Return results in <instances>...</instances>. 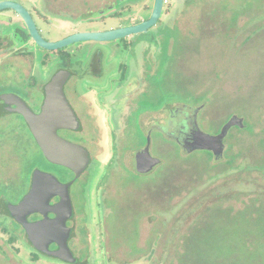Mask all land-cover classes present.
I'll return each mask as SVG.
<instances>
[{
	"label": "rangeland",
	"instance_id": "rangeland-1",
	"mask_svg": "<svg viewBox=\"0 0 264 264\" xmlns=\"http://www.w3.org/2000/svg\"><path fill=\"white\" fill-rule=\"evenodd\" d=\"M16 1L32 10L40 9L42 2ZM114 1L43 0L50 12L72 18L43 12L42 8L44 16L34 11L37 20L32 17L42 38L55 41L74 30L127 25V18L101 17L115 11L101 12ZM152 2L129 1L124 7L127 17L133 23L147 17ZM165 2V20L161 18L151 28L157 38L153 78L144 73V66L149 67L141 54L148 44L144 34L78 47L79 60L81 54L85 60L80 61L81 67L89 63L93 48H98L102 50L98 51L102 54L99 65L107 69L99 82L82 77L84 80L76 84L77 92L91 89L104 100L103 91L118 88L133 72L143 73L146 83L140 82L137 92L134 85L122 91L129 98L128 105L134 106L125 119L124 131L113 129V120L109 122L106 115L98 118L84 102L81 134L72 137L83 138L93 161L72 193L78 216L73 252L80 264H264V0ZM209 10L214 12L207 15ZM85 18L93 22H84ZM131 40L138 53L125 48ZM28 48L37 55L30 80L1 63L4 58L0 55V93L12 90L24 95L30 90V81L43 83L53 77L58 67L53 51L32 43ZM16 60L24 68L31 55ZM120 64L126 68L123 75ZM123 104L115 107L117 112ZM153 104L156 109L171 106L157 110L151 122L144 124L164 126L176 117L170 110L181 111L182 104L200 109L196 124L205 135L219 133L233 116L242 120L243 128L227 131L219 162L207 151L183 153L158 128L144 144L138 117ZM16 124L14 117L0 123V142L4 143L0 146V178L9 181L14 190V198L8 202H15L26 191L30 176L25 170L30 163L56 177L64 173L47 164L22 132L15 129L18 134L14 137ZM143 145L158 163L140 174L134 170L133 157ZM0 221L18 229L9 219ZM6 238L0 230V264H29L27 242L20 238L10 251ZM164 243L165 248H159ZM38 260L40 264H70L41 254Z\"/></svg>",
	"mask_w": 264,
	"mask_h": 264
},
{
	"label": "flooded vegetation",
	"instance_id": "flooded-vegetation-1",
	"mask_svg": "<svg viewBox=\"0 0 264 264\" xmlns=\"http://www.w3.org/2000/svg\"><path fill=\"white\" fill-rule=\"evenodd\" d=\"M1 1H12L14 3L21 5L29 13L30 17L32 18V20L36 26V29H37L39 35L41 36L40 30L37 28V25H36L32 16H34L37 20V17L35 16L34 11L36 13L38 12V14L44 16L41 13V8L43 9V12L44 11L50 12L49 10L46 9V5L43 2V0L41 2L40 9L35 7L36 9H33V10L27 9L22 3H20L19 1H16V0H0V2ZM129 1L134 2V1H138V0H115L111 5H108L106 7V9H105L106 11L100 10L102 13H105V12H109L110 10H112L114 8L115 11L114 10L110 11L112 13H110L109 15L101 16V17L107 16L108 18H111L113 16L112 17L113 19H114V17H117L118 20L127 18L128 19L127 25H124V26L119 25L116 27L100 28V29H96V30H86V31H78V32H76V30H74L73 32H70L69 34H67L65 36H61L59 39H57L55 41H46L45 39L42 38V36H41V38L46 42H57L61 39H64V38H66L70 35L76 34V33L103 32V31L118 29L121 27H129V26L138 25V24L148 20L151 17L153 7H154V0L152 2V5L150 6V8L148 10V13H149L148 16L145 18L140 17V19L136 23H133L131 21V19H132L131 17L130 18L127 17L128 12H127V10L124 9V7L126 6V4ZM164 1L165 0H163L161 14H160V17H159L157 23L161 21V18H163L165 20L167 6H166V3H164ZM116 10H118V11L116 12ZM50 13H54V12H50ZM10 14H12V15H10ZM54 14L55 15H65V17H70L67 14H63L62 12L54 13ZM207 15H209V14H207ZM70 18H72V17H70ZM88 20H90V21H88ZM84 22H93V21L90 18H85ZM67 23H69V25L75 24V23L71 24L70 22H67ZM8 27H12L13 28L12 31L9 30L10 28L6 30V28H8ZM151 28L148 29L145 33H141V34L146 35V37L144 36V39H145L144 41H146L148 43L141 50V54H142V57L144 58V62L148 61V66H149L148 68H146L144 66V73L147 72L148 77L153 78V72L155 71V64H156L154 54H155L156 48H157V45H156L157 38L153 37V35L151 33ZM128 37H130V36H128ZM123 39L124 38H122L121 40H123ZM89 42H91V41H89ZM29 43L35 44V42L30 37L29 31H28L25 23L22 21V19L12 10L0 11V55H3V58H4L3 59L4 61H2L1 63L5 62L6 64L11 66L12 68L21 72V74L25 76V79H28V80H30V78H28V75L31 74V70L33 68L32 63L34 60H36V57H37L35 52L28 48ZM81 43H86V42L74 43V44H77V46H75L73 48H71L70 46H72L74 44H71V45H68L64 48L53 51L52 56L54 57V59L56 58L55 60L58 61V63H57L58 67H57L56 71L54 72L53 76L56 73H58L59 71L68 72V74H69L68 78L65 80V82L62 85V92H63V96H64L66 102L68 103L69 107L71 108L72 112L74 113V115L77 119V122L79 124V127L77 130L59 129L57 131V135L60 138L66 140L72 144H75V145L82 147L88 153L89 161H88L86 168L81 172V174L78 177H75V174L72 171H70L64 167L57 166V165H53V166L58 167L59 169L62 170V172H64L63 175H61L62 177L61 176L56 177L50 173L41 171L43 173H47V174H50L51 176H53L60 184L68 185V197H69L70 205H71V216H70V218H68L65 225L68 229H70V235H69V238L67 240V247L70 250V252L72 253L73 257L76 259V262L74 264H80L81 260L79 261V259L77 257H75V254L73 252V250H76L75 244L73 241L74 235H75L74 224H76L78 216L76 215L74 208H73L72 193H74V191L77 190L76 184L80 181V179L83 177V175H85L91 161H93L91 152L88 149V147L85 145L83 138L82 139H79V138L75 139L72 137L74 135L81 134V131L83 128L82 117H83V114H85V112L83 111L84 106H85L84 102H88L90 104V107H92L94 109L93 113L94 112L97 113L98 118H100L99 115H106V117H108L107 119L109 120V122L111 120H113L115 122V126H113L110 123L112 125L113 129L118 130L121 128L124 131L125 130V128H124L125 119L132 112L134 106L131 107L128 105L129 98L122 91L124 89H126L127 87H131L132 85H134V88L137 92L138 90H140L138 84L140 82L146 83V81H143L145 78V75H143V73L136 74L134 72L129 73V71H128L129 74H127L125 76V78L123 80H121L118 88H116V89L113 88L109 92L103 91L107 95V96L105 95L106 98L104 100L100 99V94L98 92L93 91L91 89L88 90L87 93L77 92L75 87H76V84H78L79 80L80 81L84 80L82 77H87V81L99 82L102 80V77L104 76V71H106V69H107V68L104 69V66L99 65V64H101L99 58H100V56H102V54H100L98 51L102 52V50H99L98 48H93V52L91 54L89 63H87V64L85 63L86 65L84 67H81L79 65L80 61H83V62L85 61V60H81V57H82L81 53H80L81 54L80 60H79L78 55H77V51H79L78 47L80 49L82 47ZM132 45H133L132 40L126 41L125 48L127 47L128 49H130V50H128L129 53H131V52L133 54L138 53L136 51L135 47L133 48ZM37 47H39V46H37ZM28 55H31V61L29 63H27V65H25L24 68L22 66L18 65L14 61L17 58L23 59L25 57H28ZM46 59H47V57H46ZM102 67H103V69H102ZM118 69H119V72L121 71L122 75H123V71L126 70V68L123 64H120ZM147 69H148V71H147ZM75 70H79L80 71L79 74L78 73L76 74ZM51 79H52V77L48 81L43 82V83H37L35 81H30L29 82V89L30 90L27 93H24V95L21 94L19 91L16 92V91H12V90H10V91L8 90V91H4L3 93H0V123L3 122V120H5L6 117H14L18 121V124H20V128L25 130V127H24V125H25L26 128L28 129L23 118L18 113L14 112V110L16 109V106L14 104L3 103V101L1 100V96L6 95V94L13 95V96L17 97L21 102H23L30 109V111L32 113L39 114L41 112V108H42L43 101H44V88H45L46 84L50 82ZM17 83H19V81H17ZM135 93L133 95H135ZM26 97H27V99H25ZM120 104H121V106L123 104V108L117 112L115 107L119 106ZM170 106H171V104L170 105L166 104L163 108L167 109ZM181 106L183 107V109L181 111H178L179 110L178 108L173 110V111L170 110V114H172V116L174 114V115H176V117L169 118V120H167V123L164 126H156L154 124L151 125V123H150L151 118L154 117L153 114H155L157 110L163 109V108H158V109L154 108L155 104H153L151 108H149L146 111L139 114L138 125L141 128L140 133H141L142 139L144 140V144L146 143L147 140H149L154 128L155 129L158 128V129H160V131L164 132L166 137L170 141L175 142L176 145H178L180 142L181 143L184 142V144H189L191 142L190 136H191L192 132L195 130V128H196L195 126H197L196 116H197L200 109L188 107V106H185L182 104H181ZM126 107L128 110L127 113L125 112ZM182 114H184V116H182ZM179 117L181 119L182 118L183 119L180 120ZM146 121H150V122H148V124H144V123H146ZM28 132H29V129H28ZM34 143H35V141H34ZM149 144H150V142H149ZM35 145H36V143H35ZM37 149H39V148L37 147ZM144 149L145 148L143 145L140 149H138L137 153H135V155L133 157V167H134L135 157L140 153H144ZM39 151H40V149H39ZM44 160H45V158H44ZM45 162L49 165H52V164L48 163L46 160H45ZM34 170H36V168H34L30 173V177H29V181H28V184L26 187V191L21 196H19L15 202L14 201L13 202L7 201V203H6V201H5L7 206L8 205H17L23 199V197L29 192V190L31 189V175H32V172ZM20 183H21V181H20ZM6 187L7 186L4 187L5 190H1L0 197H2V198L3 197H5V198L13 197L14 198V190L7 189ZM59 202H60V197L54 196V197L50 198L49 206L54 207ZM47 217H48V219H53L54 215L51 213H48ZM11 219L15 222V220L12 217H11ZM43 219H44V217L40 214H33V215H30L27 217V221L29 223L42 221ZM17 225L24 232V236H22V237H25L24 239L26 241H28L24 229L19 224H17ZM71 245H72V248H71ZM48 250L49 251L57 250V246L55 244H50L48 246ZM39 254L46 256L45 254H42V253H39ZM50 258H52V257H50ZM53 259H55V258H53ZM56 260H58V259H56ZM58 261H60V260H58ZM60 262H62V261H60Z\"/></svg>",
	"mask_w": 264,
	"mask_h": 264
},
{
	"label": "water",
	"instance_id": "water-1",
	"mask_svg": "<svg viewBox=\"0 0 264 264\" xmlns=\"http://www.w3.org/2000/svg\"><path fill=\"white\" fill-rule=\"evenodd\" d=\"M163 0H154L151 17L134 26L121 27L103 32H81L70 35L57 42H46L39 35L36 26L29 13L19 4L12 1H1L0 11L12 10L25 23L29 35L37 46L45 50H58L68 45L80 42H110L131 35L145 33L155 26L162 10ZM68 72L56 73L44 88V101L39 114H34L17 97L6 94L1 96L5 104H14L18 113L27 125L29 132L40 149L45 160L52 164L64 167L78 177L86 168L89 158L88 153L80 146L72 144L57 135L59 129L77 130L79 124L66 102L62 85L68 78ZM192 132L189 144L180 142L179 148L183 153L194 150L207 151L212 154L214 160L220 159L223 154V139L231 127L243 128L242 120L231 117L221 128L219 133L208 136L199 131L197 126ZM178 143V142H177ZM144 149L135 157L134 169L137 173L145 174L151 171L158 163ZM60 197V202L54 207L49 206L50 198ZM9 215L25 231L27 240L34 250L48 257L58 259L64 263L74 264L76 259L67 247L70 229L65 225L71 216V205L68 197V185L60 184L53 176L34 170L31 175V189L17 205H8ZM54 215L48 219L47 214ZM40 214L42 221L29 223L27 217ZM55 244L57 250L49 251L48 246Z\"/></svg>",
	"mask_w": 264,
	"mask_h": 264
},
{
	"label": "trees",
	"instance_id": "trees-1",
	"mask_svg": "<svg viewBox=\"0 0 264 264\" xmlns=\"http://www.w3.org/2000/svg\"><path fill=\"white\" fill-rule=\"evenodd\" d=\"M215 10V9H214ZM214 10H212V11H208L206 14H211L212 12H214ZM168 27V26H167ZM175 45H176V43H175ZM175 47V46H174ZM12 127V126H11ZM24 127H25V130H23L22 131V128H20V124H16L15 125V127H13V130H12V133L14 134V137H15V133L16 134H18L17 133V131H15V129H17V130H19L18 132H22V135L24 136V138L28 141V140H30L31 142H32V144L35 146V148L37 149V146L35 145V143H34V140H33V138H32V136H31V134L28 132V129L26 128V126L24 125ZM13 137V138H14ZM11 139V138H10ZM14 140V139H13ZM15 140H16V138H15ZM23 142V141H22ZM21 142V143H22ZM175 143V142H174ZM2 144H4V143H2V142H0V146L2 145ZM37 151H38V153H39V155L43 158V156H42V154H41V152L39 151V149H37ZM208 154H209V156L211 155L212 156V154L210 153V152H207ZM222 156H223V154H222ZM44 159V158H43ZM212 159H213V157H212ZM222 159V157L220 158V159H217V160H214V161H216V162H219L220 160ZM34 167H35V164L34 163H30V166L27 168V170H25L26 171V176L27 177H29L30 176V173H31V171L34 169ZM2 179L0 178V192H1V190H5L4 189V187L5 186H7L6 188L7 189H11L10 187H9V181H5V179H3L2 181H1ZM19 181H22V179H20V180H18V182ZM12 183H13V181H12ZM22 183V182H21ZM8 197L7 198H5V197H0V220L1 219H3V220H5V219H9L15 226H17L18 227V229H15V228H12V226H10L11 224H6V223H4L3 221H0V230L6 235V245H7V247L9 248V250L11 251L12 250V248L15 246V244L19 241V239L20 238H23V241L25 240L24 238L25 237H22V236H24V232H23V230L11 219V216L9 215V212H8V208H7V201H8ZM4 200V201H3ZM5 201H6V203H5ZM175 219H173V221H174ZM26 241V240H25ZM27 242V244L29 245V247H30V250H29V252H28V254H27V256H28V261H29V264H40L39 263V260H38V255H39V253L37 252V251H34V249L32 248V246L29 244V242L28 241H26ZM178 242V241H177ZM165 246H166V243H164V244H162L161 246H159V248H165ZM159 248H157V249H159ZM14 254L15 255H17L18 254V250L17 249H15V251H14Z\"/></svg>",
	"mask_w": 264,
	"mask_h": 264
},
{
	"label": "built area",
	"instance_id": "built-area-1",
	"mask_svg": "<svg viewBox=\"0 0 264 264\" xmlns=\"http://www.w3.org/2000/svg\"><path fill=\"white\" fill-rule=\"evenodd\" d=\"M164 3H166V2L164 1Z\"/></svg>",
	"mask_w": 264,
	"mask_h": 264
}]
</instances>
